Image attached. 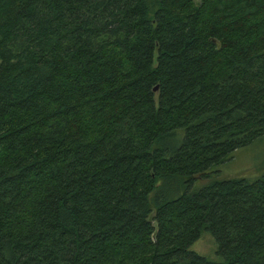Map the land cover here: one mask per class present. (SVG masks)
Instances as JSON below:
<instances>
[{"label":"trees","instance_id":"16d2710c","mask_svg":"<svg viewBox=\"0 0 264 264\" xmlns=\"http://www.w3.org/2000/svg\"><path fill=\"white\" fill-rule=\"evenodd\" d=\"M263 135L264 0H0V264H264Z\"/></svg>","mask_w":264,"mask_h":264},{"label":"rangeland","instance_id":"374dc122","mask_svg":"<svg viewBox=\"0 0 264 264\" xmlns=\"http://www.w3.org/2000/svg\"><path fill=\"white\" fill-rule=\"evenodd\" d=\"M217 168L219 178L261 176L264 173V135L234 151L232 156ZM190 249L210 260L222 261V256L217 253L215 240L205 229Z\"/></svg>","mask_w":264,"mask_h":264},{"label":"water","instance_id":"95a60500","mask_svg":"<svg viewBox=\"0 0 264 264\" xmlns=\"http://www.w3.org/2000/svg\"><path fill=\"white\" fill-rule=\"evenodd\" d=\"M157 87H154V89H156Z\"/></svg>","mask_w":264,"mask_h":264}]
</instances>
